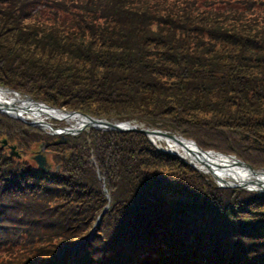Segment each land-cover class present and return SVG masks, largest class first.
Here are the masks:
<instances>
[{
  "label": "trees",
  "instance_id": "obj_1",
  "mask_svg": "<svg viewBox=\"0 0 264 264\" xmlns=\"http://www.w3.org/2000/svg\"><path fill=\"white\" fill-rule=\"evenodd\" d=\"M23 1L0 3V87H9L54 108L177 134L194 140L203 149L222 146L224 153L235 155L256 152L259 156L249 155L254 160L246 157L243 160L253 168L264 167V138L259 134L260 128L264 129V0L232 4H219L215 0L53 2L50 9L54 6L61 15L53 17V24L59 22L67 33L31 26L29 17H20L18 13ZM32 1L31 8L46 4L48 0ZM217 6L220 9L213 8ZM232 109L234 114L230 113ZM8 118L2 117L0 121V132L6 127V136L17 131L31 145L43 140L38 130ZM106 135L98 142L90 136L91 141L87 142L84 140L87 136L79 134L55 146L50 145L48 148L54 149L53 159L57 161L53 171L46 173L35 164L22 165L13 160L4 166L0 160V194L22 184L30 186L28 182H33L35 185L31 188L37 193L44 190V195L64 199L66 204L60 203L58 207L67 206L73 218L71 207L86 211L81 204L87 197L92 208L80 214L85 217L79 221L81 223L73 221L74 227L83 228L84 221L89 222L106 203V195L99 186L103 181L109 201L118 203L112 211L118 207L127 212L128 218L125 228H121L119 234L113 233L114 238L108 244L110 250L116 253L119 250L121 257L115 255L116 263L131 260L127 264H217L211 258L207 260L205 253L198 258L194 240L189 241V228L199 234L215 227L216 231H222L223 235L213 242L223 241L227 255L231 247L227 243L229 224L231 235L238 232L246 236L264 235V221L241 224L233 219V214L236 225L229 223L228 216L222 222L210 209L212 207L200 198L178 203L176 207L174 203L181 191L171 190V186L168 190L167 179L155 181L152 186L157 177L141 184L147 173L141 169L132 178L134 186L128 190L129 178L119 171L116 173L119 161L123 163L117 160L118 155L113 150L116 145L122 150L130 147V163L151 164L149 174L166 175L169 171L166 164L151 163V158L155 159L153 162L160 161L161 157L168 161L177 158L154 149L146 141L147 145L144 136L136 132H106ZM127 137L143 141L142 147L133 146L135 139L128 141ZM91 143L96 151L90 147ZM90 149L93 152L88 151ZM92 155L95 164L89 160ZM1 158L5 157L0 154ZM38 183L60 188L47 191L46 186L36 187ZM65 186L68 188L63 189ZM164 190L176 193L164 198ZM95 196L96 200L92 201ZM249 199H264V194L251 193ZM138 213L142 219H131ZM0 220L6 219L0 217ZM171 220L177 225L176 232L169 230ZM7 227L0 224V232L8 233L4 231ZM13 235L12 240H0V252L9 253L19 244L20 235ZM59 235L55 234V239ZM26 237L24 243L33 245L31 235ZM48 244L45 241L34 250L32 247L28 250L17 248L14 260L2 261L4 264H42L37 255ZM83 247L79 244L68 249L60 258V264L77 263L80 254L75 252ZM189 254L195 259L188 260ZM245 255L225 257L220 263L248 264L242 261ZM253 261L252 264H264L260 255Z\"/></svg>",
  "mask_w": 264,
  "mask_h": 264
},
{
  "label": "rangeland",
  "instance_id": "obj_2",
  "mask_svg": "<svg viewBox=\"0 0 264 264\" xmlns=\"http://www.w3.org/2000/svg\"><path fill=\"white\" fill-rule=\"evenodd\" d=\"M2 1L4 0H0V3ZM31 1L32 0L23 1L24 5H22L21 9H19L20 11L18 12L20 17L28 16L29 17L28 20L31 23V26L37 27V29L39 30L53 29L56 31V33L58 32L67 33V29H63V27H61L59 22L53 24V17L54 16L60 17L61 15L59 14V11L55 10L54 6H52L50 9V6L53 4V2L60 3V1L62 0H48L46 4H43L41 6H35L33 8H31L30 6L31 3L33 2ZM215 1H218L219 4L228 3V2L232 4L236 1L246 2L250 0H215ZM8 2L9 1H7V3ZM62 2L66 4V0ZM213 8L220 9V7L218 6ZM262 17L264 18V14L262 15ZM66 24H69V20H67ZM28 30H30V27L28 28ZM5 88L6 90L16 93L17 96H19V98L26 97V95L19 94V92H17L14 89H11L9 87H5ZM5 88L3 87L2 90H5ZM36 102L43 103L41 101H36ZM60 109L66 112H73V111H68L67 109L65 110L63 108ZM230 113L234 114L233 109L232 111L230 110ZM0 117L4 118L5 116L0 115ZM46 123H49L53 128L69 127V125L66 124V122L62 119H53V120L48 119L46 120ZM133 125L138 126L139 128L143 127L142 125L140 126L139 124H133ZM30 128H32V130L35 129V127H30ZM1 129L3 132H0V154L1 156H4L6 158V159L5 158L0 159L3 162L2 165L7 166L10 164V161L13 160L23 163L22 165L35 164L33 158L36 155V152L40 151V145H43L45 148L43 147L41 155L46 159L47 163L50 164L47 170L53 171L52 169L55 166L54 162L57 160L53 159L54 149H49L48 147L50 145L55 146L61 143V140L58 136H50L46 133V130L41 131L36 128L35 130H38L39 136H41L43 140L39 142H35L34 144L31 145L27 142V138L22 134H19L17 131L12 132L10 134L11 136L9 137L6 136L5 133V130L7 128L2 127ZM91 130L93 129L84 128L80 133L81 135L85 134V136H87V138L84 139L85 141L88 140L87 142L91 141L89 139L90 136L96 142H98L97 140L101 139V137L105 138L107 136L105 131H99V130L91 131ZM259 134L261 137L264 138V129L260 128ZM48 136L50 138H47ZM144 138L146 139L145 143L147 144L148 142L152 147H154V149L161 150L163 152H167L168 154L175 156L174 154L175 152L173 153L171 151L166 150L165 148L166 146L163 143L153 144L149 140V137L144 136ZM181 138L185 140H191L197 145V143L192 139H186L184 137ZM65 139H67V137ZM131 139H135V143L133 146L139 148L142 147L141 145L143 144L142 143L143 141L139 142L136 140V138L127 137L125 140L131 141ZM46 140H48V142ZM2 141H4L5 143L2 144ZM49 143L50 145H48ZM93 143L90 144L91 145L90 147L93 148L94 151H96V149L92 145ZM222 144L224 146L225 143ZM128 145H132V144L128 143ZM197 146L201 150H211V151L217 150L215 152H219L221 154H225L229 156L232 155L237 160L245 164H248L252 168L253 166L249 164V162L243 160V157H246V159L248 160L249 159L254 160L255 158H252L250 156L253 155L255 157L259 156L256 152H252V151L247 152V155L238 154L240 156L235 154L224 153L223 151L225 150H222V146L220 148L213 147L211 149H203L199 145ZM11 147L13 148L12 150H10ZM116 147L117 145L113 147V150L116 152V155L118 156L122 155L121 157L117 156L118 158L117 160L118 161L123 160L122 161L123 163L119 161V163L117 164L116 173L119 171L121 174L124 173V175L129 178L130 188L128 190H130L132 186H134V182H132V178L134 179V177L138 175L137 173L138 169H141L143 172H147L143 176V180L141 184L142 183L145 184L148 178L152 180L154 177H157L158 179L152 182V186L154 185L153 183L155 181L158 182L160 181V179L161 180L167 179V182L170 184V185H166L168 186V190H169V186H171L172 187L171 190H174V188H176L181 191L179 192L180 194L176 197L178 201L174 203L176 207L178 206V203L180 204L187 203L186 201L189 199H193L197 201L200 198L201 201H205L203 203L212 207L210 209H212L214 214L215 213L218 214V218L222 219L220 220L222 222L225 221L227 216L228 219L230 220L229 223H234L235 225L237 222H241V224H245L249 222L256 223L259 221H264V199H260V200L253 199L255 201H251L249 199L250 194L251 193L256 194V192H247L239 188L218 187V189H215L214 187H217L218 183L214 180V178H212L208 170L199 169L196 164L190 163L187 160H183L185 164H182L179 162L178 159H173V158H171L168 161V159L166 160V158L161 157V160L157 162H153V160L155 159L151 158L150 159L151 163L156 165L166 164L167 170L169 169V171L166 175H161L156 173L149 174L151 172V170H149V166L151 164L141 162V164H143L142 166H139L138 164L134 165V162L130 163L131 158L128 159V157H130L131 155L130 153H128L130 147H126L123 150L122 148L119 149ZM96 148L98 149L99 146H97ZM100 149L101 148H99V150ZM103 149L104 150L106 149V145H104ZM93 150L90 149L88 151L93 152ZM10 151L13 153L10 154ZM93 157L94 155L90 156L89 159L91 164L92 163L95 164V161H93L94 160ZM127 161L129 162V165ZM253 169L263 170L264 167H258ZM28 183L31 185L25 186L22 184L19 186V188L8 189L3 191L2 195L0 194V217L2 219H6L3 222H1L0 220L1 222L0 224H4L5 226H8L4 230V231H8V233L0 232V240L5 238L8 240H12V238L14 237L13 233L20 235L18 239L19 244H17V246H13L9 253L0 252V264H4L5 262L2 260L5 259L14 260L17 255V250H16L17 248L19 250L20 249L28 250L32 247L34 250L35 248H39L41 244L45 241L49 242V244L47 245L48 247H45V250H42L39 253V255H37L39 257L38 262L42 264H60V258L64 255V253L68 252L67 251L68 248L73 247L74 245L77 246L79 244L83 245L84 247L80 249L78 252H75L76 254L78 253L81 256V257L79 256L78 260L76 261L77 263L75 264H125V263L127 264L131 261L128 260V262L125 261V263L123 261L122 263H116L115 260L117 259H115V255L117 256V258L120 256L118 255L119 250L117 249V253H116L115 250L112 249L113 250L112 251L109 249L108 244L112 242V239L114 238L113 233L119 234L120 229L125 228L124 224L126 223L128 218H127V212L118 210V207L114 212L112 211V208L114 206H117L118 203H114L113 200L109 201V197L107 196L106 193L107 190L105 188V184H103V181L100 182L99 186L101 190L102 189L106 190L104 193V195H106L105 199L109 201L102 208L103 210L105 208L104 210L105 213L102 214L101 216H100V212L98 214L96 213L94 217L89 219V222L87 220L84 221L83 228L74 227L73 221L75 220L76 222H79L85 218L82 217V215L80 214L86 211L89 212L88 209L92 208L93 204L89 203L91 202L90 199L88 200L87 197H84V199L86 200L82 202L83 204H81L83 206L81 208H85L86 211L80 209H74L71 207V211H72L71 213L75 216V218H73L69 216L70 212L67 211V206H65V208L58 207V204L60 203H62L63 206L66 204L64 199L57 198L55 196H50L48 194L44 195L43 194L44 190H40L41 192L37 193L38 191H36L34 188H31L33 185H35V183L33 182L32 183L28 182ZM39 184L40 183H38L36 187L46 186L47 191H52L51 189L57 187L60 188L59 186L50 183L49 184L47 183V185L42 183V185L40 184V186ZM162 187L163 186H160L159 188ZM62 188L67 189L68 187L65 186ZM158 190L160 189H157L156 191ZM168 190L163 191V196H165L164 198H168L167 197L168 195L172 196L174 193H176V191L174 192L171 191L170 193V191ZM230 190H231V194L229 193ZM47 193H51V192H47ZM85 194L86 193H83L82 195ZM52 195H54L53 192ZM96 197L97 196L91 198V200L95 201ZM121 204L122 203H119L118 206H121ZM69 206L70 205H68V207ZM233 214L235 216V218L233 219L238 220L237 222H234L232 220ZM136 217L142 219V215H140L139 213L136 214L131 219H136ZM11 220H13V222H8ZM173 222L174 221L172 220L170 221L171 225L169 226V230L176 232L175 228L177 225H173ZM42 227H44L45 231H42L43 230ZM228 227H229V231L227 236L228 237L227 243L231 244V247H229L230 252L228 255L226 254V244L223 241L213 242L214 238H218L223 235L222 231L215 230L216 227L214 228V230H208L205 233L201 232V234H199L196 230L192 228L188 229L187 233L190 234L189 241L191 242L192 240H194L192 241L193 246H196L198 248L196 250L197 251L196 254L198 255V258L199 256L205 253L207 255V260L211 258L212 261L213 260L216 261L217 264H221L224 261L223 259L225 257L231 259V257L235 254H237L238 257H240L241 254L245 253L246 254L245 258L242 257V261L243 263H248V264H252L254 262L253 258H255L258 255L264 258V235L252 236L248 234L249 236H246L239 232L233 233L231 235V224H229ZM58 233H60L59 235L60 237L55 239L56 238L55 234ZM27 235H31L32 239L34 240L33 245L24 243V239L27 238L26 237ZM31 237H28V239H31ZM63 237H65L66 240H63L64 239ZM62 243H66L68 245H61ZM255 243H260V244L256 245ZM88 250L90 252H88ZM189 250L191 251V249ZM6 255L8 256L5 258ZM187 256H189L187 257L188 260H193L194 258V256L191 254ZM29 264H34V263L29 262Z\"/></svg>",
  "mask_w": 264,
  "mask_h": 264
},
{
  "label": "bare ground",
  "instance_id": "obj_3",
  "mask_svg": "<svg viewBox=\"0 0 264 264\" xmlns=\"http://www.w3.org/2000/svg\"><path fill=\"white\" fill-rule=\"evenodd\" d=\"M17 100L20 99L14 94L0 89V102L19 105V103L16 102ZM16 112L19 117H25L31 121L38 122L42 127H44L43 124H45L48 119L64 120L66 124L69 125L67 128L68 130H76L85 122V120L77 114L55 112L44 107L30 106L27 110L22 108L18 109ZM149 140L153 144L163 143L166 146V150L175 152L183 160L191 159L197 164L199 169L211 171L214 180L219 186H231V188L239 189H243L242 186H248V190L251 191L264 189V170H253L252 173L248 171V169L243 168L238 160L210 150H207L204 153L200 151L194 159L193 155L195 156L196 154L195 149L186 141L179 140V143H177L155 135H150Z\"/></svg>",
  "mask_w": 264,
  "mask_h": 264
},
{
  "label": "water",
  "instance_id": "obj_4",
  "mask_svg": "<svg viewBox=\"0 0 264 264\" xmlns=\"http://www.w3.org/2000/svg\"><path fill=\"white\" fill-rule=\"evenodd\" d=\"M6 91H9V90H6ZM9 92H11V91H9ZM11 93L14 94L15 96L17 95L16 93H13V92H11ZM19 99L20 100L16 101L17 103H19V105L18 104H14V103L8 104V103L0 102V114L6 115L9 118H13V119L19 120L21 122H24L27 125L35 126V127L39 128V129L46 128L51 134H58L62 141H63V136L64 135L79 134L84 128H92L94 130H99V131H114V132H119V133H122V132H136V133H140V134L144 135L145 137H149L150 135H155V136H158V137L170 140V141H174V142H177V143H179V140L186 141L189 144H191L194 147V149H195V153L196 154H195V156L193 155L194 159L196 158V155L200 153V151L203 152V153L205 152V151H202L191 140H185V139L181 138L180 136H174V135H171V134L159 131V130L139 128L138 126H135V125L130 124L128 122H109V121H105V120H102V119H94V118H91V117H89L87 115H83V114H80V113H77V112L66 113L63 110L60 111L58 109L49 107L46 104L38 103V102L32 100L29 97H23V98H19ZM30 106H32V107H44V108H46L48 110H51V111L62 112V113H66V114H77V115L81 116L85 120V122L83 123V125L80 128H78L76 130H68L67 128L53 129V128H51V126L48 123L43 124L44 127H42V126H40V124L38 122L31 121V120H29L27 118L19 117L17 115L18 113L16 111L18 109L24 108V109L27 110V109H29ZM4 143L5 142L2 141V144H4ZM12 149L13 148L11 147L10 150H12ZM40 150H42V148ZM11 153L12 152L10 151V154ZM175 155L178 156L179 158H181L176 153H175ZM33 159H34V161H35V163L37 165V168L39 170L45 172L46 171V169H45V167H46L45 158L42 155L37 154V155L34 156ZM189 161H193V160L189 159ZM239 162L242 164L243 168H246V169H248V171L253 173V169L249 165L244 164L241 161H239ZM211 173L212 172L210 171V174ZM223 187H225V186H223ZM242 188L249 189L248 186H242ZM258 191H264V189H260ZM104 210H105V208H104ZM104 210L101 211L100 216L103 214Z\"/></svg>",
  "mask_w": 264,
  "mask_h": 264
}]
</instances>
